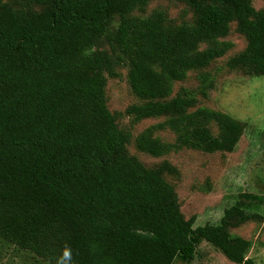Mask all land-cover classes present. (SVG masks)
I'll use <instances>...</instances> for the list:
<instances>
[{
    "label": "trees",
    "instance_id": "16d2710c",
    "mask_svg": "<svg viewBox=\"0 0 264 264\" xmlns=\"http://www.w3.org/2000/svg\"><path fill=\"white\" fill-rule=\"evenodd\" d=\"M152 1L0 0V239L10 262L29 253L56 264L70 245L75 264H173L195 258L198 235L229 261L255 264L251 242L231 230L263 216L237 202L219 224L194 229L166 178L177 169L147 167L129 145L155 158L233 152L242 123L194 109L207 73L199 92L173 95L174 85L232 49V23L247 46L228 65L264 76V11L253 0H176L190 22L174 24L162 10L134 15ZM122 63L141 102L128 108L133 123L164 118L135 138L107 106V77Z\"/></svg>",
    "mask_w": 264,
    "mask_h": 264
},
{
    "label": "rangeland",
    "instance_id": "374dc122",
    "mask_svg": "<svg viewBox=\"0 0 264 264\" xmlns=\"http://www.w3.org/2000/svg\"><path fill=\"white\" fill-rule=\"evenodd\" d=\"M257 10L264 11V0H253ZM155 10L165 12L174 24L190 22L192 14L185 4L176 0H153L145 14L135 12V16H149ZM118 21L112 28H117ZM237 24H231V32L225 40L233 47L223 57L214 60L203 71H191L186 80L176 82L175 95L181 88L197 90L202 87L201 75L207 73L209 86L207 95L198 94L196 108L206 107L227 113L243 125V134L233 152L204 153L183 149L178 152L155 158L139 152L134 143L129 152L145 166L156 167L168 161L179 176L166 175L179 196L181 211L186 219L196 217L194 229L206 224H219L225 210L242 202L248 213L264 217V76L250 75L244 69L231 68L228 63L232 57L243 52L246 39L236 31ZM104 49L109 51L108 47ZM113 76L107 77V106L118 120L119 126L137 137L143 131L157 126L164 118H148L133 123L127 113L128 108L141 103L133 94L129 81V67L126 63L118 65ZM155 135L165 142H174L175 136L169 130H155ZM250 221L233 235L249 240L252 248L248 253L255 264H264V219ZM196 254L191 261L177 257L173 264H235L229 261L217 248L198 235L193 236ZM12 247L4 246L0 239V264H45L31 254H20L10 262Z\"/></svg>",
    "mask_w": 264,
    "mask_h": 264
},
{
    "label": "clouds",
    "instance_id": "9594fccd",
    "mask_svg": "<svg viewBox=\"0 0 264 264\" xmlns=\"http://www.w3.org/2000/svg\"><path fill=\"white\" fill-rule=\"evenodd\" d=\"M56 264H75L73 249L65 245L60 256L56 258Z\"/></svg>",
    "mask_w": 264,
    "mask_h": 264
}]
</instances>
